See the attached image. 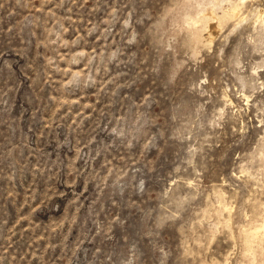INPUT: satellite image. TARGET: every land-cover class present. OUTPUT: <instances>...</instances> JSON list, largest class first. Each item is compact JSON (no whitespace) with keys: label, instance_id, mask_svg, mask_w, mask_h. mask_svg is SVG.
<instances>
[{"label":"rangeland","instance_id":"374dc122","mask_svg":"<svg viewBox=\"0 0 264 264\" xmlns=\"http://www.w3.org/2000/svg\"><path fill=\"white\" fill-rule=\"evenodd\" d=\"M263 20L0 0V264H264Z\"/></svg>","mask_w":264,"mask_h":264},{"label":"bare ground","instance_id":"6f19581e","mask_svg":"<svg viewBox=\"0 0 264 264\" xmlns=\"http://www.w3.org/2000/svg\"><path fill=\"white\" fill-rule=\"evenodd\" d=\"M217 1H219V0H217ZM215 2V1H214ZM221 3V2H220ZM232 4V3H231ZM239 4V3H238ZM212 5H216V4H212ZM230 5V4H229ZM240 5V4H239ZM227 6V5H226ZM225 7V6H224ZM212 8V7H211ZM213 9V11H215L214 10V8H212ZM211 9V10H212ZM223 9V8H222ZM208 10V9H207ZM210 10V9H209ZM213 11H210V12H206V13H204L201 17H199V20H198V22H201V28L200 29H202V34L205 32V31H207V34H206V39L208 40V41H210L211 42V40H212V38H213V34L210 32V29H211V26L213 25V31H215L214 30V27L215 28H221V26H222V28H223V25H224V23H226L227 21H229V20H231V19H233V18H237V17H239V7H238V5H233V6H228V8L227 9H225V10H223L222 12H221V14L220 15H217V14H215ZM261 19V18H260ZM213 21H214V23H213ZM264 21V20H263ZM212 23V25L210 26V24ZM196 24H197V22H196ZM209 27H210V29H209ZM195 30V29H194ZM220 30V29H219ZM197 32H198V30H196ZM196 31H194V32H196ZM193 32V31H192ZM217 32L219 33V31H218V29H217ZM199 33H201L200 32V30H199ZM196 34V33H195ZM198 35V34H197ZM200 35V34H199ZM201 36V35H200ZM200 36H198L199 38H200ZM197 37V36H196ZM215 38V37H214ZM198 39V38H197ZM200 39H202V41H203V38L201 37ZM200 41V40H199ZM260 230L261 231H264V227L262 228H260ZM260 230L259 229H256L255 231L253 230V232L252 233H249L248 235H247V242H248V244L250 243V241L252 240V238H257L258 236H259V234L261 233L260 232ZM254 240V239H253ZM246 246V245H245ZM248 247V246H247ZM248 249V248H247Z\"/></svg>","mask_w":264,"mask_h":264}]
</instances>
